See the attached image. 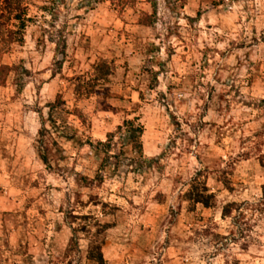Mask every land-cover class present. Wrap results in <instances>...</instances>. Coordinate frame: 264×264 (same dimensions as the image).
I'll list each match as a JSON object with an SVG mask.
<instances>
[{
  "label": "rangeland",
  "instance_id": "obj_1",
  "mask_svg": "<svg viewBox=\"0 0 264 264\" xmlns=\"http://www.w3.org/2000/svg\"><path fill=\"white\" fill-rule=\"evenodd\" d=\"M24 5L20 33L0 16V264H264V0Z\"/></svg>",
  "mask_w": 264,
  "mask_h": 264
},
{
  "label": "trees",
  "instance_id": "obj_2",
  "mask_svg": "<svg viewBox=\"0 0 264 264\" xmlns=\"http://www.w3.org/2000/svg\"><path fill=\"white\" fill-rule=\"evenodd\" d=\"M0 12H1V19L8 20L9 22H17L18 23V30L17 32H22L25 27L26 23L24 17L26 16V7L24 5V0H0ZM8 69L7 67H2V70ZM0 71V72H1ZM60 102V99H59ZM52 108L55 106L52 105ZM78 116H82L81 114H77ZM125 127L131 128L130 130V140L133 150L143 156L144 154V147H143V134L144 128L143 126H137L135 121H127L124 124ZM122 128H120L121 130ZM112 138L113 135L109 134ZM103 144V143H101ZM43 161L46 165L49 164V159L44 156ZM106 161V160H105ZM77 182L84 186L85 188H91L93 186L94 181L90 180L88 177L82 176L77 174ZM190 190L185 194V198L191 204L202 205L206 209H212L216 206V196L215 194L211 193L206 186V184H201L199 182V177L195 178L191 181ZM231 214V211L224 210V216L227 217ZM98 251L91 250L89 252V258L95 260L98 264H105L104 256L100 250V248L96 247Z\"/></svg>",
  "mask_w": 264,
  "mask_h": 264
}]
</instances>
